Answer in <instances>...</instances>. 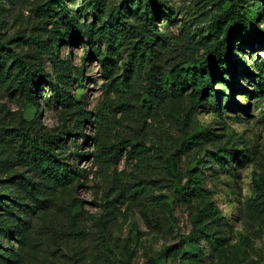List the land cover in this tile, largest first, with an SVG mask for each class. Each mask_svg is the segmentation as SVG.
I'll return each instance as SVG.
<instances>
[{"label": "rangeland", "instance_id": "1", "mask_svg": "<svg viewBox=\"0 0 264 264\" xmlns=\"http://www.w3.org/2000/svg\"><path fill=\"white\" fill-rule=\"evenodd\" d=\"M235 2L251 24L199 96L181 74ZM51 34L31 102L13 76ZM1 45L0 264H264V0H0ZM34 118L65 185L18 156Z\"/></svg>", "mask_w": 264, "mask_h": 264}, {"label": "trees", "instance_id": "2", "mask_svg": "<svg viewBox=\"0 0 264 264\" xmlns=\"http://www.w3.org/2000/svg\"><path fill=\"white\" fill-rule=\"evenodd\" d=\"M54 1L60 3L63 0ZM91 4L92 6L94 5L93 2H91ZM43 6H45L46 9H50L49 2H45L41 5V7ZM151 10L152 13L156 15L158 7L153 6ZM220 16L225 20V27L223 32L211 43L208 56L200 61L198 66L192 67L191 70L186 69L187 72L185 71L184 74H181V76L184 75V79L181 77L180 82L184 80L185 82L187 81L186 83L188 84L196 85L195 89L199 96L205 95L206 91H209L210 93V90H213L211 81L213 78L219 77V66H221L223 60H230L232 65H234L230 57L232 37L241 27H249L252 21V17L247 16L236 2L232 3V5L228 6L223 12H221ZM58 22L60 23L58 24ZM54 23L55 27H57L55 28L56 30L63 28L68 39L76 37L78 28L70 18H66V20L54 19ZM148 24L152 25L153 23ZM140 32L142 35H145L144 32ZM252 35L253 37L256 36L255 34ZM58 39L59 38L56 35L52 34L49 36L48 42L40 36L33 37L32 54H30L28 59H20L17 64V69L14 74L15 76L13 77H15L16 85L19 86L22 93L25 95V98L31 102L36 101V84L43 76L41 57L44 53V49L48 48L49 52H53V46H57ZM0 47H3V45ZM68 60L70 61L69 56ZM68 60L66 61L67 66L69 65ZM77 72L80 74L81 68H78ZM213 91L212 96L217 102V97ZM230 100L235 102L232 94L230 95ZM78 110H81L80 106H78ZM35 120L38 121V124H33L32 119L19 125L20 132H18V134L20 136V146L24 147V149L21 151V147L19 148V151L21 152H19L18 156L22 158L25 163L34 167L39 178H41L40 181L43 182L46 187L54 189L55 186L65 185L71 180L72 175L56 157L55 146L57 139L53 134L47 132L45 126L40 120ZM76 127L82 132V122H79ZM3 160L4 162L10 161V155H5ZM24 179L32 189L33 181L30 177L24 176ZM195 188L196 185L193 184L190 187V191H193ZM208 210L211 215L216 213L214 206H209Z\"/></svg>", "mask_w": 264, "mask_h": 264}]
</instances>
